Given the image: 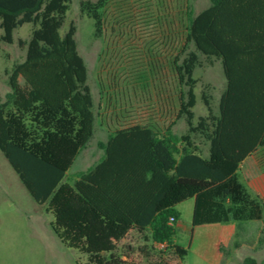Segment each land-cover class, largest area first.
Masks as SVG:
<instances>
[{
  "label": "trees",
  "instance_id": "16d2710c",
  "mask_svg": "<svg viewBox=\"0 0 264 264\" xmlns=\"http://www.w3.org/2000/svg\"><path fill=\"white\" fill-rule=\"evenodd\" d=\"M109 0H82L80 10L101 34ZM70 0H0V41L30 24L18 39L24 57L8 75L0 98V151L33 198L52 215L50 227L86 264H168L153 260L132 233L173 241L175 206L193 198L191 225L264 221V197L252 195L237 171L247 156L264 151V0H210L192 16L172 64L178 91L176 135L153 122L117 128L100 147L104 157L73 184L62 182L94 130L93 97L86 64L77 50L76 27L61 35ZM192 46V48H190ZM219 61L225 86L217 108L205 90V115L195 116L196 67ZM263 156V155H262ZM264 169V167H263ZM154 249L153 246L150 247ZM247 259L245 264H254Z\"/></svg>",
  "mask_w": 264,
  "mask_h": 264
},
{
  "label": "rangeland",
  "instance_id": "374dc122",
  "mask_svg": "<svg viewBox=\"0 0 264 264\" xmlns=\"http://www.w3.org/2000/svg\"><path fill=\"white\" fill-rule=\"evenodd\" d=\"M81 1L70 0L59 32L63 35L70 22L76 27L77 50L87 67L94 103V136L66 171L62 182L68 184L93 167L102 152L97 141L104 142L115 128L153 122L165 129L173 122L170 129L174 134L185 133V122L175 120L179 87L172 61L183 46L189 19L210 3L109 0L103 9L101 34L95 37L93 20L81 12ZM30 31L31 25L26 23L14 30L12 44L0 41L1 99L10 90L7 79L13 63L25 54L17 40L28 39ZM200 59L202 65L193 72L197 79L196 117L206 114L201 92L211 95V105L216 109L225 86L220 62L208 64ZM261 155L264 151L257 153ZM244 170L238 174L240 180L252 195L264 196V178L258 167L250 165ZM193 203L190 198L175 206L179 225L175 226L173 241L187 250L182 258L174 249L145 241L146 233H132L126 241L133 246L145 244L151 259L168 264H245L247 259L264 264V221L192 226ZM45 207L33 200L0 151V264H86L85 254L57 239L50 227L52 215L45 212Z\"/></svg>",
  "mask_w": 264,
  "mask_h": 264
},
{
  "label": "crops",
  "instance_id": "0c3cea01",
  "mask_svg": "<svg viewBox=\"0 0 264 264\" xmlns=\"http://www.w3.org/2000/svg\"><path fill=\"white\" fill-rule=\"evenodd\" d=\"M117 128H115V129H113L111 132H110V134H109V136L111 135V134H113V132L116 130ZM164 129H162V131H163ZM93 136H94V130H93V135H92V137L90 138V140H92V138H93ZM109 136L106 138V140L104 141V142H102V141H97V147L99 148V149H101V154H100V156L98 157V161L93 165V166H95L103 157H104V150H103V148H101L100 147V144L101 143H105L107 140H108V138H109ZM89 140V141H90ZM88 141V142H89ZM87 142V143H88ZM86 143V144H87ZM86 146V145H85ZM85 146L83 147V148H85ZM83 148H81L80 150H79V152L83 149ZM79 152H78V154H79ZM259 151H257V153H258ZM257 153H255V154H252V155H250V156H247L245 159H244V161L242 162V164L240 165V167H239V169H238V171H237V174H239V172L242 170H244V168L247 166H249L250 167V165H255L256 167H258V172L262 175V177L264 178V170L262 171L261 169H259L262 165L264 166V160H263V157L264 156H257ZM77 154V155H78ZM76 155V156H77ZM255 157H256V160H255ZM76 158V157H75ZM262 159V160H261ZM75 160V159H74ZM74 162V161H73ZM72 166V165H71ZM262 166V167H263ZM92 168V167H91ZM89 170V169H88ZM245 171V170H244ZM243 171V172H244ZM86 172V171H85ZM82 174V173H81ZM239 177V176H238ZM78 177H76V179H77ZM75 179V180H76ZM240 179V178H239ZM74 180V181H75ZM241 181V180H240ZM243 183V182H242ZM244 184V183H243ZM245 185V184H244ZM246 186V185H245ZM246 188L248 189V191L251 193V191L249 190V188H248V186H246ZM252 194V193H251ZM256 195H258V196H260V197H264V196H261L259 193H256ZM156 244V243H155ZM154 247V246H153Z\"/></svg>",
  "mask_w": 264,
  "mask_h": 264
},
{
  "label": "built area",
  "instance_id": "2783aa9c",
  "mask_svg": "<svg viewBox=\"0 0 264 264\" xmlns=\"http://www.w3.org/2000/svg\"><path fill=\"white\" fill-rule=\"evenodd\" d=\"M159 244L161 247H165L163 243H156Z\"/></svg>",
  "mask_w": 264,
  "mask_h": 264
}]
</instances>
